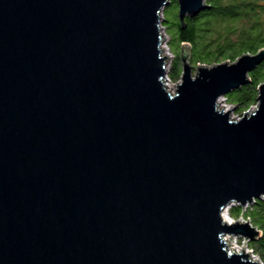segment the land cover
<instances>
[{"label": "water", "instance_id": "water-1", "mask_svg": "<svg viewBox=\"0 0 264 264\" xmlns=\"http://www.w3.org/2000/svg\"><path fill=\"white\" fill-rule=\"evenodd\" d=\"M175 1L182 28L210 8ZM171 2L0 0V264H258L222 213L264 203V83L238 121L216 102L264 49L193 68L182 44L171 84Z\"/></svg>", "mask_w": 264, "mask_h": 264}, {"label": "trees", "instance_id": "trees-1", "mask_svg": "<svg viewBox=\"0 0 264 264\" xmlns=\"http://www.w3.org/2000/svg\"><path fill=\"white\" fill-rule=\"evenodd\" d=\"M177 7L175 0H172ZM210 8L196 18L185 19V28L178 19L170 24L165 18L162 26L169 36V49L174 58L170 63L168 78L171 83L179 81L181 62L180 46H190V63L211 66L215 63L234 62L244 54L254 55L264 49V0H209ZM203 19V20H202ZM250 82L231 92L226 100L242 115L256 106L258 87L264 83V63L249 74ZM233 219H247L254 228L264 233V203L256 201L245 210L240 206L228 209ZM248 248L264 264V236L248 243Z\"/></svg>", "mask_w": 264, "mask_h": 264}, {"label": "rangeland", "instance_id": "rangeland-1", "mask_svg": "<svg viewBox=\"0 0 264 264\" xmlns=\"http://www.w3.org/2000/svg\"><path fill=\"white\" fill-rule=\"evenodd\" d=\"M207 4H208V1L206 2ZM164 18L170 23V24H172V23H174L175 22V20H176V18H177V7H176V5H175V3H173V2H171L163 11H162V13H161V18H160V21H161V23H162V21L164 20ZM203 20V19H202ZM161 30H160V32H161V34H162V36H163V46L162 47H164L165 46V44L167 45V47L169 48V45H168V41H169V36H168V34H167V32H166V30L163 28V26L161 25ZM163 49V48H162ZM163 55H165L167 58H171V56L173 55L172 54V52H171V50L169 49V55H171V56H169L168 54H167V52H166V50H164V54ZM170 60L168 59V63H167V65L170 63L169 62ZM225 62H227V61H225ZM229 62V61H228ZM222 63H224V62H222ZM215 64H219V62L218 63H215ZM214 65V64H213ZM201 66H205V67H210V66H206V65H201ZM212 66V65H211ZM167 70H168V68H167ZM193 74H194V72H193ZM180 77H181V75H180ZM169 86V88H170V92H171V94H174L175 93V90H176V88H175V86H173V85H168ZM224 99H225V97H220L218 100L219 101H224ZM217 100V101H218ZM229 103V102H228ZM230 104V103H229ZM224 105V103H222V108L224 107V108H226V112H228L227 110H230L231 108V106L230 105ZM232 105V104H231ZM233 108H234V106H233ZM254 108H256V106H252V107H250L246 112H253L254 111ZM235 109V108H234ZM229 114V116L231 117V118H234V117H236V112H235V110H232V112H229L228 113ZM231 207V206H230ZM229 207V208H230ZM248 207V206H247ZM247 207H244V210L247 208ZM223 213H226V212H223ZM228 213V212H227ZM231 218V217H230ZM241 218V217H240ZM239 219V218H238ZM237 219V220H238ZM243 219V218H242ZM244 220H246V219H243V221ZM234 222H236V220L234 221ZM246 222V221H245ZM251 225V224H250ZM256 230H258V231H260V234H263V231L262 230H260V229H258V228H256ZM233 241H235V240H233ZM236 241H237V244H238V246L240 247L241 246V244H242V242H239V241H241V238H238V239H236ZM247 245H248V243H247ZM232 248L235 250L236 249V247H235V245H232ZM236 251H239L238 249L236 250ZM244 251H246L245 250V248H244ZM251 256V255H250ZM255 260H257L258 261V264H260V260H258L257 258H255ZM260 261V262H259Z\"/></svg>", "mask_w": 264, "mask_h": 264}, {"label": "built area", "instance_id": "built-area-1", "mask_svg": "<svg viewBox=\"0 0 264 264\" xmlns=\"http://www.w3.org/2000/svg\"><path fill=\"white\" fill-rule=\"evenodd\" d=\"M162 39H163V36H162ZM163 46V41H162V45H161V50H162V55L164 54V50H166V52H167V54L169 55V48L167 47V45L165 44V46L164 47H162ZM163 48V49H162ZM165 56V55H164ZM169 56H171V55H169ZM173 58H174V56L172 55L171 56V58H169V62L171 63V61L173 60ZM167 63H168V60L166 61V67H165V77H164V80H166V81H168V82H170V80H169V78H168V71H169V67H170V63L167 65ZM167 68H168V70H167ZM168 82H163L164 83V85H165V88L168 86V85H170V83H168ZM180 83V78H179V81L177 82V83H175V84H179ZM171 84H173V83H171ZM175 88H176V86H175ZM222 103H224V105L226 106V105H228L229 103H228V101L226 100V97H225V99H224V101H217L216 102V104H217V106H218V109L219 110H222L223 112L224 111H226V108H222L221 106H222ZM231 107V109L233 108V105H231V104H229ZM255 109V108H254ZM232 110H235L234 108L232 109ZM232 110L231 111H229V110H227V111H229V112H232ZM224 113H226V112H224ZM246 112H244L241 116L240 115H237L236 114V117H234V118H231L230 116V118L233 120V121H238V120H240L241 118H242V116L245 114ZM247 207V206H246ZM228 209L229 208H227L226 209V213L228 212ZM227 215H228V213H227ZM229 216V215H228ZM241 219V221L242 222H245L246 220H244L243 221V219L242 218H240ZM231 223H234V221L235 220H233L232 218H231ZM248 224L250 225V221L248 220ZM251 226V225H250ZM236 239H238V238H234V240H235V247H236V249H235V251L238 249L239 251H240V247L238 246V244H237V241H236ZM239 242H242V239H241V241H239ZM244 248H245V250L247 251V252H249V254L251 255V257H253L254 259L255 258H257L258 260H259V258L257 257V256H255L254 255V253L252 252V250H250L249 248H248V245H247V241H246V243H245V246H244ZM239 251H237V252H239ZM258 262V261H257ZM260 262V261H259ZM260 264H262L261 262H260Z\"/></svg>", "mask_w": 264, "mask_h": 264}, {"label": "bare ground", "instance_id": "bare-ground-1", "mask_svg": "<svg viewBox=\"0 0 264 264\" xmlns=\"http://www.w3.org/2000/svg\"><path fill=\"white\" fill-rule=\"evenodd\" d=\"M166 90L168 91V92H170V88H169V86H167L166 87ZM171 93V92H170ZM224 112H226V111H224ZM226 211V210H225ZM224 211V212H225ZM222 219L224 220V222H226V223H231L232 221H231V218H230V216H228L227 215V213H222ZM225 241H229V237H225V239H224ZM234 240V239H233ZM232 245H235V241H232L230 244H229V249H230V251L231 252H235V253H239V252H237V251H235L233 248H232ZM245 253H248L247 251H244ZM250 258H251V260L252 261H255V259L253 258V257H251L250 256ZM257 261V260H256Z\"/></svg>", "mask_w": 264, "mask_h": 264}, {"label": "flooded vegetation", "instance_id": "flooded-vegetation-1", "mask_svg": "<svg viewBox=\"0 0 264 264\" xmlns=\"http://www.w3.org/2000/svg\"><path fill=\"white\" fill-rule=\"evenodd\" d=\"M201 15V14H200Z\"/></svg>", "mask_w": 264, "mask_h": 264}]
</instances>
